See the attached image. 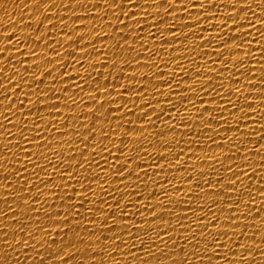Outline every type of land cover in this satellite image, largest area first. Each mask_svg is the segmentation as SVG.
Segmentation results:
<instances>
[{
  "label": "bare ground",
  "instance_id": "bare-ground-1",
  "mask_svg": "<svg viewBox=\"0 0 264 264\" xmlns=\"http://www.w3.org/2000/svg\"><path fill=\"white\" fill-rule=\"evenodd\" d=\"M51 2L52 0H49L48 3L37 5L36 0H0V52L7 45L4 38L9 34H14L8 38L14 40L8 50L21 47L25 53L23 57L14 51L0 54V61H2L0 67H4L7 71L5 76L18 69L27 80V84L23 85L24 91L19 93L18 89L19 95L13 98V103L17 100L14 110L19 108L20 99L26 100L25 108L10 117L17 127L12 128L0 115V122L7 125L17 136V139L19 138V125L24 122V113L29 108H33V112L37 116L40 115L32 103L37 102V94L25 98L24 92L29 91L28 84L33 83L31 65L40 63L43 66L45 63L44 60L38 61L36 58H30L26 65L30 71L24 72V66L20 61L26 59L33 48L43 57L57 59L52 52L59 50L65 52V48L61 47V44L66 47L70 43L68 37L60 33L64 24L68 25L64 31L74 29L72 33H69L72 35L73 41L80 35L85 38L80 45L73 44L68 51L77 50V56L82 58L84 68L92 71L93 76L103 73L104 78L100 79L101 84L107 82L105 78L111 79L122 74L124 79L113 80L114 84H131L135 85L136 89L143 86L147 96L141 98L138 105L133 107L136 115L130 114L123 121H112L113 128L120 123L125 124V127L119 128L112 137L115 146L124 148L125 152L124 156H120V160L115 161V166H113L112 158H109L107 164L102 159V156H107V153L100 152L103 145L98 143L101 139L99 133L101 128L108 130L109 125L98 122L96 125L97 140L91 142L96 144V147L87 149L88 154L85 157L86 166L87 162H90L88 171L85 172L83 168L75 167L78 162H81V152L84 151L83 144L77 146L75 143L81 138L77 133L82 134L86 131V128H80V123L91 126L90 112L95 111V106L90 109L81 103L74 110L64 107L65 100L70 99L74 94L72 91L67 94V97L61 93L62 98L58 101L61 104L60 111L64 113L63 117L49 116L48 113L52 111L49 108H46L43 113L44 122L41 124V128L44 129V135L50 139L51 147L46 143L44 148H38L33 142V146L29 148V151L33 153V159L38 158L39 162L47 167V173H40L39 180L36 176L31 175L33 169L31 163H27L28 157L22 153L17 154L19 156L16 157L7 150H0V157L7 156L0 159V210L7 212V217L0 215V227L7 225L3 231L8 232V235L4 239L19 241L20 236H23V233H14L20 229V224L16 220H24L25 214L35 215L29 212V205L39 210V216L28 221L30 224V227L26 229L28 232L35 230L37 221H41L43 225H53L56 220L68 219L71 221L69 224H64L63 229L59 224L49 227L48 230L52 234L48 237L49 241L42 242L44 247L37 244L35 250L26 248L22 251L19 244L7 246L2 243L3 237L0 236V264H45L51 255L62 254V250L61 253L53 251L61 246L60 241L64 231L68 233L64 239L73 241L76 248L79 249V252L73 250V257L68 258L71 259L68 264H142L141 260L128 253L139 252V257H143L144 252L141 250L143 247H149L154 253L148 256L147 264H180V261L184 259V254L180 252L179 246L187 245L184 247L185 252L195 251L199 247L194 243L187 244L182 236H190L189 239H191L193 231L196 232V239L201 241L200 248L203 249L205 244L212 243L215 233L222 229L231 233V229H225V222L230 210L236 206L234 201L237 199L241 200V204L234 215L238 217L236 223H239L241 228L236 229V232L240 233L245 224L249 227L245 229L246 236L241 235L240 239L233 236L232 240L228 241L232 247L231 250H228V255L247 256L251 253L252 258L247 261V264H264V256L261 255L264 253V196L258 190L260 181L264 180V35L260 34L264 32V0H260L259 3L257 0H247L246 3H243V0H238V2L235 0H213L216 7L211 11H205L200 6L201 0H180V3H172L171 7L176 10L173 11L174 9L170 8L169 12L166 11L167 0H157L156 3L148 0L147 4H145V0H136L138 7L125 4L126 11H135L137 16L132 20H129L127 16L124 17L125 23H128L130 28L124 29L121 25L120 31L129 35L130 38L121 48L114 47L119 40V35L114 33L117 21L111 15V10H109L106 21L101 19L106 7L104 0H80L79 3H71V9L68 10L64 9V6L68 5L70 0H54V4L45 15L44 12ZM203 3L211 7L208 0H203ZM95 5H100V7H95L93 11ZM233 7L236 11L230 12ZM184 8L187 11H183ZM117 14H119L118 10ZM230 14L238 16L239 20H236L237 17H233L232 20L227 21L225 29L227 36L224 39H219L217 37L219 26L225 23L224 18ZM76 16H93L95 19L76 20ZM257 16L260 19H257ZM205 17L212 18L209 20ZM245 17L250 22H255L256 28L246 24ZM47 19H51V21H46ZM62 19H66L64 24L60 23ZM135 19H140L141 24L135 25ZM41 20L45 21L44 26L43 23H38ZM162 20L163 22H161ZM51 23L57 25V28L52 29V40L61 42L55 45L56 49H48L44 44L37 46L33 42L36 40L37 31L41 36H44L45 30L48 27H53L50 25ZM109 23L114 27L109 28ZM239 24L245 26L242 28L238 26ZM187 25L193 26L188 27ZM213 25L217 27L213 28ZM77 26H81V31H75ZM141 26L143 27L142 33L139 32ZM93 27L100 31L93 32ZM169 28H173L175 35L168 31ZM246 32H250L251 35L246 36ZM153 33L155 40L152 37ZM104 35H108L110 38L97 41L95 48L108 57L107 67L102 66L104 55L97 56L92 48L85 50L92 52L93 54L89 53L91 56H85L83 51L78 50L83 47V44L90 43L97 36ZM138 35L143 39H136V42L133 43V39ZM220 35L223 33L221 32ZM233 36L238 38L230 39ZM20 41L24 43L19 44ZM225 41L228 42L225 43ZM201 44H203V48L200 47ZM220 45H223V48L219 47ZM114 59L117 64L115 69L112 67ZM240 61L243 63L241 64ZM10 62L11 64H9ZM65 62L69 63L66 70L61 67ZM90 65H96V68L92 69ZM141 65L147 66L142 67ZM47 67L51 69L54 66L47 65ZM79 67L80 65L72 66L70 58L65 52L64 60L55 65L52 77L41 75L40 78L44 79V84L39 86V91L41 93L46 91L53 77H59L61 71H65L66 76H87V72ZM237 69H239V73H237ZM160 72L164 75H159ZM12 75L16 74L12 73ZM132 75L137 79L129 81L128 77ZM145 76L147 79H144ZM18 81H20V76H14L13 82ZM170 82H172L171 87L168 86ZM205 85H207L206 88L203 87ZM11 86L9 85V87ZM68 86L71 90V82ZM85 86L90 89L96 85L94 80H89ZM55 87L57 92H60L62 85L59 80ZM213 88L222 91V96H217ZM237 89L240 91L237 92ZM109 90H112L111 85ZM118 91L122 92L123 89L120 88ZM9 95L11 96V93ZM100 95L101 100L105 102V108L100 111L105 114L108 107L115 108L126 100L136 98L134 91H129L123 97L115 93L114 96L109 97L101 89ZM79 96H84L87 100L88 93L82 92L79 93ZM2 98L0 97V99ZM113 98L117 100V104L109 103ZM201 100H203V104H201ZM149 101L151 107L146 108L145 111L150 112L151 116L148 119H143L140 105ZM9 103L10 101H4L3 105H0V113L7 112ZM47 103L45 98V104L39 106L45 107ZM249 103L252 104L251 108L248 107ZM205 108L208 110L205 111ZM123 111H127V108ZM121 114V112L114 113L115 116ZM249 114L251 118H249ZM77 116H83L85 119L77 121L74 119ZM157 116L160 118L157 119ZM68 117H73V119H68ZM34 118V116H29L28 120L32 121ZM142 119L144 132H140ZM128 120L133 123L129 125ZM49 121H58L61 126L59 131L68 134L61 137L58 132L49 131L46 127ZM65 123L68 125L67 129L62 127ZM28 127L31 128L32 124H28ZM129 127L135 128L136 131L128 132ZM2 132L3 130L0 129V133ZM24 134L32 136V132ZM125 137L127 140L139 138L140 145L134 147L132 144H127L125 147L120 144V140ZM6 139L11 140L13 137L6 138L0 134V149L4 148ZM127 140L125 143L128 142ZM67 141H73V143L69 145L66 143ZM112 141L107 142L109 147H112ZM15 142L13 141V143ZM257 147L259 151L255 152ZM144 150L147 151V156L144 155ZM12 151L18 152V149L13 148ZM93 151L97 153L95 159L91 155ZM41 152L47 155V160L39 156ZM73 153L76 160L71 159ZM113 154L114 156L120 155L115 151V148H113ZM161 155L166 159L160 160L159 156ZM178 155L179 160L176 159ZM229 156H234V158L229 160L227 159ZM125 157H133L132 162L128 163ZM97 161L100 167H97ZM25 163H27L28 171L23 175L28 177L30 186L25 187L24 192L16 193L15 202L11 206L19 215L13 217L17 213L9 212V205L3 202L5 199H13L12 196H4L5 185L11 182L12 184H8V187L13 188L14 191L20 190L17 181L19 183H23V181L15 175V171H21L20 167H23ZM120 164H127L124 176H127L128 171L135 173L123 182L117 175ZM221 164L232 166L236 172L241 171L239 166H244V170L258 174H253L251 178L242 177L244 183L238 184L236 188L225 190L223 195H217V192L225 189L232 176V173L224 171ZM52 165L57 167L54 168ZM137 165L147 167L148 173L143 174L142 168ZM65 168L71 170V176L64 171ZM35 171L39 172L40 170L37 168ZM154 173L159 174L154 175ZM200 173H204V175H200ZM62 174L64 179L61 178ZM97 174L100 175V181L92 179ZM136 175L141 177L139 181L136 180ZM49 177H51L52 183L44 187ZM218 177L223 179V183L220 185L216 184ZM188 179L192 180L188 181ZM197 181L201 184L199 189L196 188ZM69 183L71 187L67 186ZM101 183H104L106 192L101 189ZM89 184L91 192L86 195L84 187ZM125 184L128 187H125ZM34 185H39L43 194L38 192ZM57 185H64L63 190L57 188ZM133 185L137 186L133 187ZM248 186H251L250 190L255 200L250 199L247 191ZM73 189H75V193ZM133 192L135 195L132 194ZM65 193L72 196V199L68 200ZM24 195L39 196L40 203L32 204L31 199L25 202L21 198ZM229 195L232 200L225 203V199ZM57 196L60 199H57ZM82 198L83 206L81 207ZM137 199H139L138 202ZM101 201L107 202L101 203ZM117 201H119V207H117ZM125 204H129V208L125 209ZM201 205L203 206L202 211L200 210ZM248 205L251 207L249 208ZM210 206H212V211H209ZM153 208H155L154 212ZM252 208L262 209L257 214L259 218L252 219V216L249 215L245 220L243 214L248 213ZM58 211L62 214L67 213V216L57 217L55 213ZM77 212H79V216H77ZM213 212L216 215H213ZM46 213L52 215L53 219H46ZM205 214L207 216L202 218L204 220L199 221V217L205 216ZM160 215L163 216V219H155L153 222V218ZM122 216H126V219H121ZM185 216L186 220L180 219ZM217 216L219 221L213 227L211 221H215ZM140 221L145 222L139 223ZM181 224H184L185 228L192 225V231L181 229ZM204 225L208 226L207 232L205 235H199L198 233L201 232ZM169 227L175 229L174 232H169V236L177 240V244H172L168 237H165L163 242L156 239L157 232L164 235V230ZM57 231L61 232V236H56ZM114 237L120 238L116 244L113 243ZM52 238L56 239V244H52L50 241ZM81 238L84 241L82 244L79 242ZM106 238L107 241H105ZM40 239L41 237L38 235L37 240ZM141 239L144 240V245H140ZM153 240L155 243H151ZM223 240L224 238L221 237V241ZM124 241L127 243L125 244ZM29 243H34V241ZM240 243L251 247L237 252L236 249ZM133 244H136L137 247H132ZM165 245L167 246L165 247ZM157 248H162L163 251L159 252ZM225 251L224 248L218 250L221 256ZM68 254V251L64 253L65 256ZM40 255H44L45 261L39 260ZM196 255L211 254L201 251ZM89 256H94V258H89ZM171 257L172 259H169ZM190 258L192 259L190 264H233L227 259L216 260L217 257H213L212 260L205 257L203 261L195 260L194 255ZM47 264H61V261H47ZM235 264H244V262L236 261Z\"/></svg>",
  "mask_w": 264,
  "mask_h": 264
},
{
  "label": "snow or ice",
  "instance_id": "snow-or-ice-1",
  "mask_svg": "<svg viewBox=\"0 0 264 264\" xmlns=\"http://www.w3.org/2000/svg\"><path fill=\"white\" fill-rule=\"evenodd\" d=\"M49 0H36L37 5L39 4H44V3H48ZM79 3L80 0H70V3L68 5L64 6V9L68 10L71 9V3ZM153 3H156L157 0H152ZM235 2H238V0H235ZM247 0H243V3H246ZM257 2L259 3L260 0H257ZM104 3L106 5L105 7V13L104 16L101 18L102 21H106L108 19V15H109V10H111V15L114 17V19L117 21L116 26L114 27L111 23L108 24L109 28H113L114 27V33L119 35V40L117 41V43L114 45L115 48H121L124 46V44L127 43V41L129 40V35L123 33L120 31V26L122 25L124 29H129L130 25L128 23H125V19L124 17L127 16L129 20H132L134 17L137 16V13L135 11L132 12H128L125 9V4L130 5L131 7H138L139 5L136 3V0H104ZM148 3V0H145V4ZM172 3H180V0H167V7H166V11L169 12V9H174L173 11H175V8H172L171 5ZM242 3V4H243ZM54 4V0H52V2L49 4V7L46 9V11L44 12V14H47V10L49 8L52 7V5ZM208 4L211 6L209 7L208 5H205L203 3V0H201V4L200 6L202 8L205 9V11H211L212 8H215L216 5L213 2V0H208ZM100 7V5H95L93 8V11L95 10V7ZM195 7V5H194ZM244 9H249L251 7L245 8V7H241ZM117 10L119 12V14H117ZM183 11H187L186 8L182 9ZM143 11V10H142ZM172 11V12H173ZM236 9L235 7H233L230 12H235ZM247 11V10H245ZM243 11V12H245ZM67 12V11H66ZM241 12V13H243ZM171 14V13H169ZM66 17V16H65ZM233 17H237L236 20H239L238 16H233V15H228L226 16L225 19V23L219 26V32L217 33V37L219 39H224L225 36H227V32L225 31V29L227 28V21L232 20ZM259 16H257V19ZM206 19L211 20L212 17H205ZM67 19V18H66ZM66 19H62L60 20L61 24H64V21ZM81 19H95V17L93 16H76V20H81ZM183 19V18H182ZM46 21H51V19H47ZM44 20L39 21L38 23L41 24L43 23L44 26ZM163 22V20L161 21ZM135 25H140L141 24V20L140 19H135L134 21ZM199 22L197 21V24ZM245 23L248 24L250 27L252 28H256V24L255 22H250L249 19L247 17H245ZM53 27H48L45 30L44 36L40 35V32L37 31V37L36 40L33 41L34 43L37 44V46H39V44H44L46 48L48 49H56V44L60 43L61 41H56V40H52V29L53 28H57L56 23H51L50 24ZM188 27H192L193 25H187ZM239 27H244V24H239ZM216 25H213V28H216ZM68 28L67 24H64V27L62 29H60V33H62L61 35L67 36L70 43L65 47L63 44H61V47L65 48V52L67 54V56L70 58V61L72 63V66L75 67L77 65H80L79 68L84 69L85 72H87V76H66V72L65 71H61L59 77H53L51 84L48 85L47 90L43 91L42 93L39 91V86L44 84V79L40 78L41 75H43L44 77H52L53 76V70H55V65H57L59 62L64 60V55L65 52H61L59 51H54L52 52L54 57L57 59H48L47 57H43L40 54H38V52L36 50H34L35 48H33L31 50L30 53H28V56L26 59H22L20 61L21 65L24 66L23 70L24 72H29L30 69L27 65V60L30 58H36V60H44L45 63L42 66L40 63H35L33 65H31V69L32 72L31 74L33 75L34 79H33V83L28 84V88L29 91L24 92V96L25 98L31 97L33 94H37V102H32L34 107L36 108V111L40 113V115H36L33 112V108H29L27 110V112L24 113V122L22 124L19 125V138L17 139V136L10 130V128L3 124L2 122H0V129L3 130L2 135L6 136V138L8 136H12L13 139L8 140L6 139V143L4 145L3 149L0 150H7L9 153H11L13 156L18 157L20 154L22 153L24 156L28 157V162L27 163H31L32 166V173L31 175L36 176L37 180L40 179V173H47V167L43 164H41L39 162V159H33V153L31 151H29V148L31 146H33V142H35V146L38 148H44L45 144L47 143L49 147H51V142L50 139L44 135V129L41 128V124L44 122V116L43 113L46 110V108L52 109V111H50L48 113L49 116H64V113L62 111H60L61 108V104L58 102L61 100V93L64 94L65 97H67V94H69L70 91H72L74 94L71 96L70 99H66L65 100V104L64 107L69 108L70 110H74L75 107L79 106V104L83 103L85 105V107L87 108H92L93 106H95V111L90 112V115L92 116V124L91 126H86L84 123H80V128H86V131H84L82 134L77 133L78 135H80V139L78 141H76L75 143L77 144V146H79V144H83L84 145V151L81 152V162H78L75 167L77 169H81L83 168L85 172L88 171V168L90 167V162H87V166L85 163V157L88 154L87 153V149L89 148H95L96 144L91 143L92 141H96L97 140V132H96V125L98 122H101L103 124H107L109 125L108 130H105L104 128L100 129V137L101 139L98 141L99 144H102L103 147L100 149L101 153H107V156H102V159H104L105 164L108 163L109 158L113 159V166H115V161L120 160V156H124L125 152H124V148H120V147H116L114 141H112V137L114 134H116L117 130L119 128H124L125 124L124 123H120L118 124L115 128L112 127V121H123L128 115H136V113L133 111V107L138 105V102L141 98H146L147 93L145 91V88L143 86H141L139 89L135 88V85H117L113 83V80H120V79H124V76L121 74L118 77H113L111 79L105 78L107 80L106 83L101 84L100 83V79L104 78L103 77V73H100L99 76H93V72L89 71L88 69L84 68V63L82 58L77 56V50H72V51H68L69 48L72 47L73 44L76 45H80V43L82 41H84V36L80 35L76 40H72V35H70L69 33H72V31H64L65 29ZM173 28H169L168 31L170 33H173L175 35V31L172 30ZM135 30V29H132ZM205 31H210L209 29H204ZM75 31L79 32L81 31V26H77L75 28ZM93 32H98L100 31V29H97L95 27H93L92 29ZM257 31H259V29H257ZM139 32H143V27L141 26L139 29ZM223 33V35H220V33ZM261 35H264V32L260 33ZM14 34H9L6 38L7 41V45L4 47L3 51L0 52V54H3V52H7V51H14V53H19L20 56H25L24 51L22 50L21 47H17L11 50L9 49V46H11L14 42V40L8 39L9 37L13 36ZM245 35H251L250 32H246ZM153 40H155V34H152ZM110 37L108 35H104V36H97L95 40H92L90 43H85L83 44L82 48H79V51H83L85 56H91L89 55V53L92 52H87L85 51L88 48H92L93 52L97 55V56H101L104 55V53L100 52L99 50H97L95 48V44L97 41L99 40H106L109 39ZM238 37L233 36L230 39H237ZM136 39H143L142 36L138 35L135 39H133V43L136 42ZM202 39V38H201ZM95 41V43H94ZM228 41H225V43H227ZM23 41H20L19 44H23ZM130 47V45H129ZM144 47V46H141ZM201 48H203V44L200 45ZM219 47L223 48V45H220ZM133 51L135 49H132ZM145 51H147V48H145ZM93 54V53H92ZM139 56V53H138ZM12 59L13 57L10 56ZM2 62V61H0ZM240 63L242 64L243 61H240ZM11 64V62L9 63ZM47 65H53V68H48ZM102 66L103 67H107L108 66V57L106 55H104V60L102 61ZM142 67H145L147 65H141ZM61 67L63 69H68L69 67V63L65 62L61 65ZM90 67L92 69L96 68V65H90ZM112 67L115 69L117 67V64L115 62V59L113 60L112 63ZM7 71L5 70L4 67H0V97H3L2 99H0V105H3L4 101H10V103L7 105V112L6 113H0V115L3 116V119L5 121H7L8 125H11L12 128H16L17 125L13 123L12 119L10 118L11 116H15L17 114V112L20 111V109H24L25 108V99H20L19 100V108H16L14 110V107L17 103V100H15V103H13V98L14 96L19 95L20 92L24 91V84H27V80L26 78L20 74L19 70H15L12 73H15L17 76H20V81L18 82H13V75L8 74L7 76H5L4 74ZM223 72V71H221ZM162 72L159 73V75L163 76L164 74H161ZM237 73H239V69H237ZM199 75V74H198ZM137 77L132 75L128 77L129 81H133L136 80ZM144 79H147V76L144 77ZM60 81L62 87L60 89V92H57L56 90V84L57 81ZM89 80H94L95 82V87L92 88H86V82ZM22 82V83H21ZM69 82H71L72 87L71 90L69 88ZM238 82V81H237ZM9 85H12L11 87H9ZM111 85V89L109 90ZM168 86L171 87L172 86V82L168 83ZM204 88L207 87V85L203 86ZM122 88L123 91L119 92L118 89ZM19 89V93H17V90ZM101 89L104 90V94L106 96L112 97L115 94H118L119 96L123 97V95H126L129 93V91H134L135 92V99H129L123 102V104H118L117 107L112 108V107H108L106 114L101 112L100 110L105 108V102L101 100ZM76 90H79L78 92ZM187 90V89H186ZM213 91L216 92L217 96H222V91H218L216 88H213ZM237 92L240 91V89L236 90ZM82 92H87L88 93V98L87 100H85L84 96H79V93ZM9 93H11V96L9 95ZM50 93V95H49ZM93 93H95V95H93ZM161 95L163 93H160ZM229 95H231V93H229ZM79 96V99H77V97ZM45 98L47 99L48 103L46 104L45 107H40L39 105H44L45 104ZM201 104H203V100L200 101ZM110 104H117V100L115 98L111 99L109 101ZM157 103H159V101H157ZM9 105H11V107H9ZM129 105H132V107H129ZM249 108H251L250 105H252L251 103L248 104ZM151 107V103L146 102L144 105H140V111L143 114V119H148L151 116L150 112L145 111L146 108ZM125 108H127V111H123ZM205 111H207L208 109L205 108ZM153 111H155V109H153ZM116 112H121L122 114L120 116H115L114 113ZM163 112V111H162ZM8 113H10L11 115H9ZM29 116H34V120L30 121L28 120ZM157 119L160 118V116L156 117ZM249 118H251V115L249 114ZM68 119H73V117H68ZM74 119H76L77 121H82L85 119V117L83 116H77ZM138 119H140V117H138ZM143 119H142V124H141V128H140V132H144L145 128L143 127ZM169 119H172V117H169ZM127 123L129 125H131L133 122L131 120H128ZM149 123H151L149 121ZM253 123H256V121H253ZM28 124H32V127L29 128ZM47 129L49 131H52L54 133H59V135L61 137L66 136L68 133L67 132H60L59 128L61 127L59 125L58 121H49L46 125ZM62 127L64 128H68L67 123H65L64 125H62ZM128 132H133L136 131L135 128L129 127L127 129ZM25 132H32V136L29 137L27 135H25ZM227 139V138H225ZM125 140H127V138H122L120 140V144L125 145V147H127V144H132L134 147L140 145V139L139 138H133L131 140H127L128 142L125 143ZM13 141H16L15 143H13ZM108 141H112V147L108 146ZM23 142V143H21ZM66 143H68L69 145L71 143H73V141H67ZM9 145H12V147H9ZM167 148V146H165ZM18 149V152H13L12 149ZM113 148H115L116 152H119L120 155L119 156H114L113 154ZM259 148L257 147V149H255V152H258ZM93 159H95L97 153L95 151H93L91 153ZM144 155L147 156V151L144 150ZM39 156H42L45 160L48 159L47 155L44 152L39 153ZM7 156H3L0 157V159H4ZM126 160L128 161V163L132 162L133 157H125ZM234 156H229L227 157V159L231 160L233 159ZM72 160H76V156L73 153V155L71 156ZM160 160H164L166 159L165 156L161 155L159 156ZM177 160L180 159L179 155L176 157ZM245 159H247V157H245ZM27 163L24 164L23 167H20L21 171H15V175L20 177V179L23 181V183H19V181H17V183L19 184V191H14L13 188L8 187V184H12L11 182L6 183L5 185V197L8 196H12L13 199L12 200H7L5 199L3 202L7 203L8 206V211L9 212H14L17 213L16 211L13 210L12 208V203L15 202V195L16 193L19 192H24L25 187L30 186V182L27 176H24L23 174L25 172L28 171V167H27ZM51 162L49 161V164ZM186 163V162H185ZM54 168H56V165H52ZM97 167H100L99 162L97 161ZM137 167L142 168L143 174H147L148 170L147 167L145 166H141V165H137ZM221 167L224 168L225 172L228 173H232V176L229 178V183L228 185L225 186L224 190H221L219 192H217V195H223V192L225 190L228 189H233L236 188V186L238 184H242L244 183L242 177H249L251 178L253 176V174H258V173H253L250 171H246L244 170V166H239L241 168L240 172H236L234 171L232 166H226L224 164H221ZM39 169V172H36V169ZM127 170V164H120L119 165V169L117 172V175L120 178V181L123 182L124 180H126L128 177L133 176L135 173L133 171H128L127 176H124V172ZM162 170V169H161ZM66 173H68L69 176L72 175L71 170L68 168H65L64 170ZM218 171V170H217ZM159 173H154V175H158ZM200 175H204V173H200ZM62 179H64V176L62 174L61 176ZM93 180L96 181H100V175L97 174L95 176L92 177ZM141 179V177L139 175H136V180L139 181ZM193 179V178H192ZM192 179H188V181H191ZM79 183V181H77ZM106 182V181H105ZM41 183H43V181H41ZM52 183V179L51 177L48 178L47 183L44 184V187H47L48 184ZM166 183H169V181H166ZM165 183V184H166ZM223 183V179L222 178H217L216 180V184L220 185ZM36 190L38 192H40L41 194H43V190L39 187V185H34ZM68 187H71V184L69 183L67 185ZM137 185H133V187H136ZM64 185H57V188H60L61 190H63ZM100 187L103 191L106 192V189L104 188V183L100 184ZM125 187H128V185L125 184ZM196 188H201V184L199 183V181H197L196 184ZM251 186H248L247 191H248V195L250 197V199L255 200V197L252 195L251 193ZM239 190V189H237ZM261 193L262 196H264V180L260 181V188L258 189ZM176 191H179L178 189H176ZM73 192L75 193V189H73ZM84 192L85 194H89L91 192V185L89 184L87 187H84ZM55 194V193H53ZM133 195H135V193H132ZM211 194V193H209ZM65 196L67 197L68 200L72 199V196H69L67 193H65ZM23 201L27 202L29 199H31L32 204L35 203H40L39 200V196H35V197H30L29 195H24L21 197ZM57 199H60L59 196H57ZM139 199H142V197H139ZM139 199H137V202L139 201ZM232 200L231 195H229L226 199H225V203H228L229 201ZM11 201V202H10ZM46 202V201H45ZM107 201H101V203H106ZM235 203V207L232 208L230 210V214L228 215L226 222H225V229H231V233L227 230L222 229L221 231L215 233L213 235V240L211 244H205L204 248L201 249L200 248V243L201 241L196 239L197 233L193 231V235L191 236L192 238L189 239V237H184L182 236V239L184 241L187 242V244H196L199 245L198 248L195 249V251H191V252H185L184 251V247H186L187 245H182L179 246L180 248V252L184 254V259L182 261H180V264H190V261L192 260L190 257L191 256H195V260H200L203 261V259L205 257H207L209 260H212L213 257H217L216 260H230L233 262V264H235L236 261H243L244 264H247V261L252 258L251 257V253H249L247 256H242V255H233V256H229L228 255V250H231L232 247L231 245L228 243L229 240H232L233 236H237L238 239L241 238V235L246 236L247 232L245 231L246 228L249 227V225L245 224L243 226V228L241 229L240 233L236 232V229L241 228V225L239 223H236L238 217L236 215H234V213L237 211V209L239 208L240 204H241V200L237 199L234 201ZM117 207H119V201L116 202ZM161 204H163V201H161ZM81 207L83 206V198H82V203L80 205ZM111 207V205H109ZM129 204H125L124 208L127 209L129 208ZM53 207H55V205H53ZM248 207L250 208L251 206L248 205ZM200 210H203V206H200ZM155 211V208H153V212ZM209 211H212V206L209 207ZM221 211L223 212V209H221ZM260 211H262V209H253L251 211H249L248 213L243 214V218L245 220L248 219L249 215L252 216V219H258L259 216H257L258 213H260ZM29 212L33 213L35 215H29V214H25L24 216V220H16L18 221V223L20 224V229H17L14 233H23V236H20V240L17 241L15 239L13 240H7L4 239L5 236L8 235V232L3 231L5 228H7V225H4L3 227H0V233H2L3 240L2 243L7 245V246H14V245H21L20 249H22V251L26 248H31L33 250L36 249L37 244H41V247H44V244H42V242H46L49 241L48 237H50L52 234L51 232L48 230L49 227L55 226L56 224H59L61 226V229H63V225L64 224H69L71 223L70 220L68 219H63V220H56L55 223L53 225H43V223L41 221H37L36 223V228L33 232H28L26 231V229L28 227H30V224L28 223V221L35 219V216H39V210L36 209L35 207H32L31 205H29ZM213 215H216L215 212L212 213ZM0 215H2L3 217H7V212H5L4 210H0ZM19 213H17L16 215H14L13 217L18 216ZM55 215L57 217L59 216H67V213H60L59 211L55 213ZM114 215V214H113ZM77 216H79V212H77ZM207 214H205V216H200L199 217V221H203L204 219H202L203 217H206ZM46 219L48 220H52L53 217L50 214H45ZM121 219H126V216H122ZM155 219H163V216H156L153 218V222ZM180 219L182 220H186L187 217H181ZM219 221V217L217 216V219L215 221H211V224L213 227L216 226V224ZM145 221H140L139 223H144ZM105 224H107V221H105ZM254 227V226H253ZM181 229H187L188 231H192V225H188L187 228H185L184 224L180 225ZM207 225H204L201 232L198 233L199 235H205L207 232ZM87 229V228H85ZM175 229L172 227H169L168 229L164 230V235H160L159 232H157L156 235V239L160 240L161 242H163L165 240V237H168L171 240L172 244H177V240L172 239V236H169V232H174ZM35 233V235H34ZM40 236L41 239L37 240V236ZM68 233L67 231L63 232V236L61 237V241L60 244L61 246L58 247L55 251L56 253H61L62 250V254H58V255H51V258L48 259L47 261H54V260H59L61 261V264H68V261L71 259H68L69 257H73V250H75L76 252H79V249L76 248L75 243L73 241H69L64 239V237H67ZM56 236H61V232L57 231L56 232ZM221 237L224 238L223 241H221ZM119 237H114L113 238V243L116 244L117 241L119 240ZM30 241H34V243H29ZM50 241H52V244H56V239L52 238ZM105 241H107V238L105 239ZM81 244L84 242L83 238L80 239L79 241ZM124 243L126 244L127 242L124 241ZM151 243H155V240L151 241ZM150 243V244H151ZM48 245V244H47ZM140 245H144V240L141 239L140 240ZM211 245V246H210ZM67 246V247H66ZM167 245H165L166 247ZM132 247H137L136 244H133ZM251 246L240 243L237 246L236 251L237 252H241L242 250H245L247 248H249ZM224 248L226 249V251L224 252L223 256L220 255V253L218 252L219 249ZM159 249V252H162L163 249L162 248H157ZM156 249V250H157ZM211 249V251H209ZM242 249V250H241ZM144 252V256L143 257H139L138 253L139 252H130L128 253L129 255H132L133 257H136L138 260H141L142 264H147V258L149 255H153L154 253L152 252V250L149 247H143L141 249ZM155 250V251H156ZM15 251H18L17 249H15ZM68 251L69 254L67 256L64 255V253ZM204 252V253H210L211 255H196V253L198 252ZM262 256H264V253L261 254ZM75 258V257H74ZM73 258V259H74ZM89 258H94V256H89ZM18 259V258H17ZM169 259H172L169 258ZM39 260L40 261H45V257L44 255H40L39 256ZM47 261L45 262V264H47Z\"/></svg>",
  "mask_w": 264,
  "mask_h": 264
}]
</instances>
